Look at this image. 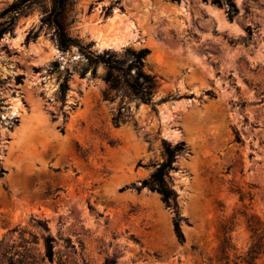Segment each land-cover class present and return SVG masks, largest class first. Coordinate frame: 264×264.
Returning <instances> with one entry per match:
<instances>
[{
	"label": "rangeland",
	"instance_id": "rangeland-1",
	"mask_svg": "<svg viewBox=\"0 0 264 264\" xmlns=\"http://www.w3.org/2000/svg\"><path fill=\"white\" fill-rule=\"evenodd\" d=\"M138 1L67 0L61 50L53 0H0V264H264V0ZM127 10L137 36L98 48ZM144 50L150 104L86 59ZM165 143L175 203L145 184Z\"/></svg>",
	"mask_w": 264,
	"mask_h": 264
},
{
	"label": "trees",
	"instance_id": "trees-1",
	"mask_svg": "<svg viewBox=\"0 0 264 264\" xmlns=\"http://www.w3.org/2000/svg\"><path fill=\"white\" fill-rule=\"evenodd\" d=\"M222 1L226 0H211L213 4L222 5ZM67 0H53V7L48 14V20L55 26V37L58 46L61 50H67L75 41L66 33L63 27V19L66 12ZM19 6H14L11 10L16 12L19 10ZM7 31V28L0 30V37ZM148 51H140L136 53L133 60L125 67L122 63L113 59V55L104 54L102 56H88L86 57L87 63H103L108 67V71L105 76L106 82L110 85L111 89H117L122 84L128 93L135 99H138L142 103L150 104L151 97L156 89V82L154 77L143 72V58L147 55ZM118 73L119 75H115ZM85 72L82 73V76ZM67 89L66 79L60 84V91L64 93ZM165 145L166 160L157 168L156 172L152 175L151 181L145 183L151 190L159 193L165 202L172 201L175 203V193L166 184V178H168V172L172 169V162L175 154L180 150L179 147L171 148L169 144ZM174 229L177 235L180 237L178 221L174 222ZM47 256H52V244L51 240L46 245Z\"/></svg>",
	"mask_w": 264,
	"mask_h": 264
},
{
	"label": "bare ground",
	"instance_id": "bare-ground-1",
	"mask_svg": "<svg viewBox=\"0 0 264 264\" xmlns=\"http://www.w3.org/2000/svg\"><path fill=\"white\" fill-rule=\"evenodd\" d=\"M140 1H138L139 2L138 5L139 4L141 5ZM142 1H144V0H142ZM145 1H147V0H145ZM129 2H131V1H129ZM134 2H135V0H134ZM139 7H141V6H139ZM160 9H162L161 5L159 6V10ZM129 14H131L130 10H127V12H125V13H121V12L116 11L108 19L107 23L104 26L96 25L89 30V34L91 35L92 38H94L96 40V44H97L98 48H100V49L118 48L119 46L124 44V42H126L127 39L130 40V38H133V36H135V35L137 36L136 33L138 32V27L135 24V20H138V19H133L132 17L134 15L131 17V16H128ZM138 26L140 28H142L141 25H138ZM175 65H177V64L175 63ZM13 108L16 111L18 108V104H16ZM33 112H35V110ZM35 115H37V114H35ZM36 117H34V118L30 117V121L27 120V123L25 124V126L22 130L23 132L19 136L18 142H20V143L21 142H28L29 140H31L32 132L30 131V129L34 127V124H36V126L38 125L37 119H39V118L38 117L36 118ZM39 121L40 120H38V122ZM189 122H190L191 126L193 125V127H192V129H193L194 125H195V123H194L195 120L192 118V121L189 120ZM189 133H190V130H189Z\"/></svg>",
	"mask_w": 264,
	"mask_h": 264
}]
</instances>
